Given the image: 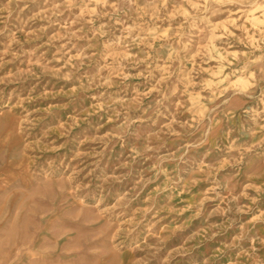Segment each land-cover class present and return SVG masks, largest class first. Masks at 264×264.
<instances>
[{
    "label": "rangeland",
    "instance_id": "rangeland-1",
    "mask_svg": "<svg viewBox=\"0 0 264 264\" xmlns=\"http://www.w3.org/2000/svg\"><path fill=\"white\" fill-rule=\"evenodd\" d=\"M0 264H264V0H0Z\"/></svg>",
    "mask_w": 264,
    "mask_h": 264
}]
</instances>
